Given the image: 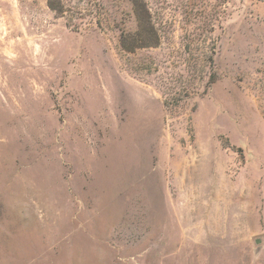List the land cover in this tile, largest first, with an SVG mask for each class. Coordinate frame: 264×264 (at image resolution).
I'll use <instances>...</instances> for the list:
<instances>
[{
  "label": "rangeland",
  "instance_id": "rangeland-1",
  "mask_svg": "<svg viewBox=\"0 0 264 264\" xmlns=\"http://www.w3.org/2000/svg\"><path fill=\"white\" fill-rule=\"evenodd\" d=\"M0 264H264V0H0Z\"/></svg>",
  "mask_w": 264,
  "mask_h": 264
}]
</instances>
